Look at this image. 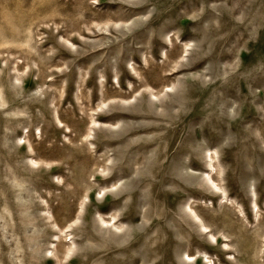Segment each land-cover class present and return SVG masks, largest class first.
Listing matches in <instances>:
<instances>
[{
	"label": "rangeland",
	"instance_id": "1",
	"mask_svg": "<svg viewBox=\"0 0 264 264\" xmlns=\"http://www.w3.org/2000/svg\"><path fill=\"white\" fill-rule=\"evenodd\" d=\"M0 264H264V0H0Z\"/></svg>",
	"mask_w": 264,
	"mask_h": 264
},
{
	"label": "bare ground",
	"instance_id": "2",
	"mask_svg": "<svg viewBox=\"0 0 264 264\" xmlns=\"http://www.w3.org/2000/svg\"><path fill=\"white\" fill-rule=\"evenodd\" d=\"M95 122V121H94ZM113 218H115V217H113Z\"/></svg>",
	"mask_w": 264,
	"mask_h": 264
}]
</instances>
